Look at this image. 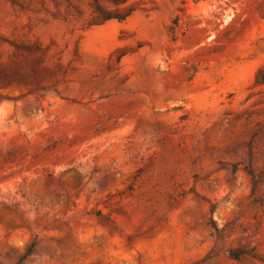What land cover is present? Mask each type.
Masks as SVG:
<instances>
[{
  "label": "rangeland",
  "instance_id": "rangeland-1",
  "mask_svg": "<svg viewBox=\"0 0 264 264\" xmlns=\"http://www.w3.org/2000/svg\"><path fill=\"white\" fill-rule=\"evenodd\" d=\"M0 264H264V0H0Z\"/></svg>",
  "mask_w": 264,
  "mask_h": 264
},
{
  "label": "trees",
  "instance_id": "trees-1",
  "mask_svg": "<svg viewBox=\"0 0 264 264\" xmlns=\"http://www.w3.org/2000/svg\"><path fill=\"white\" fill-rule=\"evenodd\" d=\"M114 17H118L117 15H113V14H105L104 15V19H110V18H114ZM118 18H123V17H118ZM232 256L233 257H238V255H239V251H232Z\"/></svg>",
  "mask_w": 264,
  "mask_h": 264
}]
</instances>
